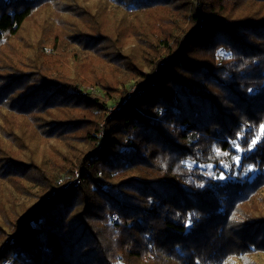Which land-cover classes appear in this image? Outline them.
Wrapping results in <instances>:
<instances>
[{"label": "trees", "instance_id": "obj_1", "mask_svg": "<svg viewBox=\"0 0 264 264\" xmlns=\"http://www.w3.org/2000/svg\"><path fill=\"white\" fill-rule=\"evenodd\" d=\"M261 126L264 0H0V264H254Z\"/></svg>", "mask_w": 264, "mask_h": 264}, {"label": "rangeland", "instance_id": "obj_2", "mask_svg": "<svg viewBox=\"0 0 264 264\" xmlns=\"http://www.w3.org/2000/svg\"><path fill=\"white\" fill-rule=\"evenodd\" d=\"M25 29L22 32V36L25 33ZM155 71H156V69L154 68L153 69V72H155ZM150 74H151V71L149 69H145V75L149 76ZM137 87H138V84L135 83V82H132L131 85L129 86L128 92L129 93L136 92ZM88 90H90L91 92H93L94 95H96V93H97V90L95 88H93V87L88 88ZM115 109H116L115 106H110L109 109H108V113H111V112L115 111ZM188 166L193 167L195 165L194 164H188ZM220 177H222V176H220ZM220 177H219V179H220ZM253 261H254V264H264V253L255 255L254 258H253ZM234 264H239V263L237 261H235Z\"/></svg>", "mask_w": 264, "mask_h": 264}, {"label": "snow or ice", "instance_id": "obj_3", "mask_svg": "<svg viewBox=\"0 0 264 264\" xmlns=\"http://www.w3.org/2000/svg\"><path fill=\"white\" fill-rule=\"evenodd\" d=\"M261 127H262V131H264V126H261ZM256 143H257L256 141H253L252 142L253 146H255ZM249 150H251V149H249ZM220 179H223V177H220Z\"/></svg>", "mask_w": 264, "mask_h": 264}]
</instances>
